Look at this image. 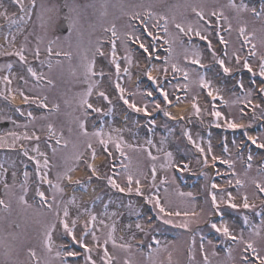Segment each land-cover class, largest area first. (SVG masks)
Instances as JSON below:
<instances>
[{
    "label": "snow or ice",
    "instance_id": "obj_1",
    "mask_svg": "<svg viewBox=\"0 0 264 264\" xmlns=\"http://www.w3.org/2000/svg\"><path fill=\"white\" fill-rule=\"evenodd\" d=\"M11 2L18 11L9 13L0 0V18L5 21L0 25V30L7 29L5 39L11 49L10 51L5 50L0 45V56L18 58L17 62L23 66L27 77H30L33 83L27 90L24 87H10L14 79L22 81L24 85L29 84V79L23 75L16 77L12 72V62L0 65V69L8 71L7 75L0 76V83L4 85V90L0 91V97L13 102L19 95L22 97L23 104L35 105L42 110V114L37 116L31 110L25 111L20 107H15V111L27 118V123L24 124L18 123L11 115L0 114V119L11 121L15 127L24 129L22 132L9 130L0 133V149L15 150L18 148L24 157L34 162L33 173H29L27 165H24L23 180L19 184L16 183L15 170L11 172L12 182H8L9 169L4 166L3 162H0V182H3L4 192V196L0 197V207L4 212L10 213L13 202H15L20 208L23 218V223L15 220L9 222L8 228L25 231L28 226H31L39 237V244L43 251L42 258L38 256L35 247L26 246L27 261L25 264H81V262L82 264H185L178 258L179 249L173 241H162L154 234L160 229L152 225L151 217L147 218L149 225L145 226V223L140 219V209L131 199L127 204L121 202L120 205L127 215L136 217L134 222L125 225V230L130 233L125 239V236L117 235L118 218L125 213L119 210L110 211V206L115 202L111 196L108 197L106 203L103 202L102 196L97 195L90 204H85L82 200H78L75 191L71 194L67 193L66 189L69 186L87 189L94 178L97 181H102L105 187L110 190L128 196L135 194L143 198L147 205L152 206L156 220L162 225H171L187 233L186 264H264V200H261L259 205L250 202L249 192L245 190L240 197V202L237 203V197L226 187L216 183L214 177H209L208 172L205 171L203 176L209 181L205 186L208 191V196L205 198L207 207H200L197 211L195 194L181 191L178 187L176 194L181 198L179 204L174 203L168 197V187L164 188L165 197L162 202L160 186L168 185L170 181L169 176L165 174L158 183V171L163 169L165 173H168L176 170L183 173L191 170L188 163L177 162L173 152L167 150L168 136H161L158 147L157 142L151 136L143 143H129L124 139V129L109 128L106 130L103 123L97 127L95 122L92 124V131H89L88 128L89 119L94 114L109 115L114 107L112 98L102 87L104 78L110 77L111 74L107 73L104 68H97L98 58H103L110 66H114L116 77L114 87L117 90V99L135 113H143L149 117L148 131L155 133L157 122L155 118H152L153 113L149 111V103H138L136 99H130L129 96H137L139 89L126 96V89L120 83L121 61L127 63L123 72L127 73L129 77L131 76L130 69L134 59L132 44L142 50L146 61L159 60L161 62L158 69L155 64H147L144 75L155 84L156 93L166 102L162 106L161 103L153 100L151 102L153 111L163 112L164 116L173 120L176 117L172 116L167 107L173 103L169 99L167 85H171L173 89L183 90L185 99H187L190 86L196 83L201 89L207 90V95L213 102L218 97L223 100V96L219 95V89H213L212 81L207 78L209 66L202 63V53L199 46L194 43L195 38L206 42V47L210 49L215 63L223 73L231 75L234 69L225 62L229 57L231 41L226 38L225 34L230 37L235 31L240 41V48H233L231 53L235 63L242 65L252 73L253 77L256 75L264 77V0H261L259 8L250 6L245 0H239V2L238 0H226V3L218 2L212 6L205 3L171 4L167 0H159L162 8L160 11H154L152 4L121 5L122 15L127 16L126 30L123 33L118 31L115 19L110 21L107 26L100 23L99 26L106 35V39L97 38L94 43L89 41L87 44L81 40L73 51L70 40L71 32H69V37L66 38L68 39V50L54 48V45L60 40V37L57 36L45 46L43 59L40 47L43 43L42 37L36 38L37 43L34 48L28 47V36L24 37V42L18 48L15 45L17 34L25 31L26 23L32 18L37 0H28L27 4L25 0H11ZM89 6L95 7L94 5ZM64 7L67 8L69 26L75 30L82 6L66 4ZM102 7H106V5H102ZM53 11V8L46 7L42 3L39 16L43 18L46 12ZM247 14H250L254 21L261 23L259 30L249 26V21L245 19ZM101 16H107V12H102ZM49 20H51V16H49ZM170 27L174 28L175 32L170 31ZM213 30L219 43L223 46L222 56L217 53L209 38ZM161 33L163 34L161 35ZM144 35L148 38L147 40L142 39ZM118 42L123 48L122 56L118 53ZM177 42L183 49V59L190 65L188 67L181 66L174 59V45ZM105 43L109 45L108 52L104 50ZM163 45H167V47H163ZM245 46H248L247 54L242 57L240 51ZM161 49L167 55L160 57L158 53ZM28 52H31L33 60L39 63L41 69L47 68V72L38 70L32 65L28 59ZM253 57L259 61L258 73L249 63L250 58ZM73 60L77 61L75 65L72 63ZM65 61L68 62L72 85L79 90L74 92L70 98L67 93H60L58 97L50 100L48 93L57 86V78L53 72L57 71V75L62 78ZM154 70L157 71V75H153ZM169 70L173 74L171 78L168 75ZM194 72L197 76L196 80L192 79ZM177 77H182L183 83H173ZM236 86L243 90L245 94L243 102L252 109L254 114L257 109L264 112V105L253 102L251 99L253 91L251 88H245L242 79L237 81ZM257 88L261 98L264 99V83L258 85ZM140 94L146 98L154 96L151 90ZM94 96L98 101H106L108 109L105 110L103 107L94 105L92 102ZM179 99L176 97L177 102ZM192 99L194 114L200 116L202 109L198 103V97L193 96ZM224 103L228 104V101L225 100ZM208 114L215 118L214 123L217 127L235 130L246 129L250 126L237 123L234 118H229L217 110L214 103ZM241 114H243V109H241ZM62 117L67 118L68 124L71 125L67 127V132L73 138L66 137L63 126L58 128L56 120ZM37 121L40 122L39 131L35 127ZM30 125L33 126L31 132L28 130ZM163 127L169 134L174 132V129L169 128L167 124ZM40 132L45 135L44 143L51 155H49V151L41 150ZM245 134L247 135V133ZM182 135L200 153L196 162L202 164L203 168H207L209 154L213 152L211 140L205 147L202 138L201 142L193 139L191 129H184ZM247 140L250 141V145L245 146L249 148L246 159L239 152L236 159H233L230 153L227 159L223 156L211 155L213 168H216V164L219 162L226 165L229 170L221 172L217 168L215 177L230 174L234 181L228 179L226 183L231 186L234 182L238 190L246 189L249 183L248 171L253 167L251 145L264 150V136L248 135ZM22 141L35 143L29 148ZM237 147L239 148V146ZM153 148H155L156 154H153ZM223 151L228 153L227 138H225ZM99 152H103L107 158L108 171L104 174H101L96 164ZM30 153L32 154L30 155ZM141 157L151 162L148 172H145L140 166ZM237 159H244L243 178L236 172ZM82 164L91 174L86 179L74 180L73 174ZM53 170H55L54 175H51ZM257 173L256 177L250 179V183L256 189L251 199L264 196V164L258 168ZM33 175L35 179L30 183ZM171 183H176L175 175H172ZM45 185L48 189L47 192L44 188ZM30 192H32L34 203L29 201ZM97 201L102 202L103 208L99 214L96 211ZM229 210L251 211L253 215L259 216L260 222L255 224L248 214H243V223L249 228L247 238L243 229L235 231L225 219V214ZM216 217L219 218V223L216 222ZM201 225H207L211 232L220 238L219 244L214 243L213 239L205 235ZM137 233L143 234L144 237L150 236V242L145 244L141 240L134 243ZM57 240L66 242L58 244ZM220 246H223L226 260L219 259L220 252L217 251V248ZM77 247L80 251L76 250ZM110 247L113 251L109 250ZM234 247L239 249L238 260L233 255ZM23 248L24 243L20 238V232L6 230L5 234L0 235V249L3 250L0 264H21L17 257ZM197 254L201 256L200 261H197ZM212 258L217 259L214 261Z\"/></svg>",
    "mask_w": 264,
    "mask_h": 264
},
{
    "label": "rangeland",
    "instance_id": "obj_2",
    "mask_svg": "<svg viewBox=\"0 0 264 264\" xmlns=\"http://www.w3.org/2000/svg\"><path fill=\"white\" fill-rule=\"evenodd\" d=\"M121 2H123V4L122 5H131V4H139V2H142L143 3V1L144 0H130V2H129V0L126 2L125 0H120ZM155 1H157V0H151V4L152 3H154ZM177 1V3L176 4H181V5H183V4H185L186 2H188L189 0H176ZM167 2H169V3H172L173 2V0H167ZM226 3V0H195L193 3H205V4H207V5H209V6H212L213 4H216V3ZM192 3V2H191ZM145 4H147V3H145ZM186 4H188V3H186ZM49 6H50V8H55V4L53 3V2H49ZM53 12H51L50 14H52ZM38 18V16H35L34 17V19L36 20ZM189 18H191V16H189ZM245 19H247L248 21H249V26L250 27H255L256 29H260V27H261V23L259 22V21H254L253 20V18L251 17V15L250 14H247L246 16H245ZM126 22H127V20L126 21H124L123 23H116L117 24V28H118V31H120L121 33H123L126 29H125V24H126ZM109 23V22H108ZM89 25V24H88ZM234 26H235V21H234ZM100 31V30H99ZM170 31H173V32H175V29L174 28H171L170 27ZM98 35H99V32H98ZM79 36H81V37H83L82 36V34L79 32ZM226 37L228 38V39H230L231 40V44H230V49L231 50H233V48H236L237 49V47L238 46H240V44L239 43H234V42H236V41H239V39H238V36H237V33L234 31L233 33H232V35L230 36V37H228L227 36V34H226ZM182 39H183V37H181ZM78 42L77 41H75L74 42V44L76 45ZM117 45H118V47H119V49L121 50V54L123 55L124 53H123V48L121 47V45H120V43L118 42L117 43ZM174 48H175V53H174V59H175V61L176 62H178L179 60H184L183 59V49L181 48V46L179 45V42H177L175 45H174ZM133 62H136V63H139L141 60V57H140V55H134L133 56ZM140 58V59H139ZM229 59L230 60H232L233 58H232V56H230L229 57ZM253 60L254 61H257L258 63H259V61H258V59L257 58H255V57H253ZM68 71H69V68H67V67H65L64 66V70H63V80H65V75L66 74H69L68 73ZM223 79L225 80V81H227V85H223V84H216V83H213L214 85H217V86H215V89H219V92H221V91H223L224 93H227V95H229L228 96V98L229 97H231L232 95L231 94H229V90L227 89V88H229L230 89V83H229V81L230 80H232L231 78H229V77H223ZM72 82V81H71ZM15 83H16V85L18 86V87H21V86H19L18 84H17V81L15 80ZM72 86V84L69 86V87H71ZM131 89H133L132 87H130ZM65 89H67V87H66V82L65 81H58L57 80V86H56V88L54 89V90H52L51 92H50V100L51 99H53V98H56V97H58L59 95H60V93H67V95H68V97L70 98L71 96H72V94L70 93V91L69 90H65ZM130 89V90H131ZM136 92H137V90H136ZM232 94H233V92H232ZM138 95V97H139V94H137ZM226 95V96H227ZM242 99H244V95L243 94H234L230 99H229V101H228V104H227V107H226V109L225 110H222V112L223 113H227V114H229V116H232V117H229V118H234L235 120H236V122H238L239 120H242V119H244V118H246L247 117V115L245 114V113H243V114H241V110L238 108V103L237 102H239V101H241ZM257 100V98L256 97H253V102L254 101H256ZM244 101V100H243ZM139 103H141V102H139ZM36 107V106H35ZM201 107V106H200ZM62 108H63V105H62ZM32 109L33 108H30V109H23V110H25V111H28V110H31L32 111ZM118 110V109H117ZM205 111V112H204ZM204 111L202 110V112H201V115L203 114V115H205V114H207V111H206V109H204ZM16 113H19V112H16ZM262 114H264V112H261V110L260 109H257V111H256V115L253 117V118H248V124L249 125H254V123H255V121H257V117H259V116H261ZM37 116H39L38 114H37ZM187 121L189 122L190 120L189 119H187ZM192 122H194V123H198V125H200L199 127H196L195 125H194V127L192 126L191 128H189L190 127V125L189 124H187L186 122H183V121H179V122H175V123H173V125H171V123L168 125V127L169 128H171V129H174V131H176V132H178V130L180 131L179 132V138H178V140L180 141L179 142V145L177 146V147H175V148H173L172 147V143H171V140L169 139L170 138V134L167 132L166 134H165V136H168V142H167V144H166V148H167V150H169V151H174V150H179L178 152H183V153H185V155H186V151H188L189 149H191V148H187V150H186V147H185V145H183L184 144V136L182 135V132H183V130L184 129H191V131H192V134H193V139H195V140H197V142H201V138H202V142H203V144L205 145V147L207 146V142L209 141V140H211V142H213V144L217 141V134L215 133V131L212 129V126H210L209 124H210V122L209 121H207V120H205V122L203 123V124H201V123H199V122H197V119H196V117H193V119L191 120ZM67 124H66V123ZM164 122H166V121H164ZM56 123H57V125L58 124H63V125H60L61 127L63 126L64 128H65V126H68L69 125V127H70V124H68V122H67V118H64V117H62L61 119H59V120H56ZM22 124H24V123H22ZM39 125H40V122L39 121H37L36 122V124H35V126L39 129ZM201 126H203V128H201L200 129V127ZM108 129V128H107ZM22 132V131H21ZM174 132H172V134H173ZM70 135V134H69ZM263 135H264V132H263ZM125 136H127V135H125ZM164 136V135H163ZM238 137H240L239 135H237V138ZM261 137H262V135H261ZM160 138L161 137H157V136H155L154 137V139H155V141L157 142V146L159 147L160 145H159V141H160ZM145 139H144V137L142 138V140H136V141H134V142H132V143H136V142H139V143H143V141H144ZM212 140H214V141H212ZM212 149H213V154H215V155H217V156H220L218 153H219V149H217L215 146H212ZM191 150H193L194 152H196L195 151V148H194V146H193V149H191ZM219 150V151H218ZM176 153L175 154V152H173V155H174V157H175V159H176V161L177 162H181V161H185V159L182 157V155H178V154H181V153ZM153 154H156V152H155V148H153ZM178 155V156H177ZM198 157L200 156V155H197ZM198 157H195V158H193V159H190V168L193 170V171H195L196 169H199L201 166H202V164H198L196 161H197V158ZM231 157L233 158V159H236L235 158V156L233 155V154H231ZM226 158H229V154L228 155H226ZM0 160L3 162V163H8V159H5L3 156H1L0 157ZM209 160H211V156L209 157ZM136 162V161H135ZM141 162H144L145 163V159L143 158V157H141ZM139 163H140V160H139ZM141 166V165H140ZM260 166H259V164H257V165H254L253 164V167H252V169L251 170H249L248 171V178H249V183H248V185H247V187H246V189H237L236 187H234L232 190H230L232 193H233V195H235L236 197H237V203H239L240 202V196L242 195V193H243V191H248L249 192V195H250V199H251V197H252V194L253 193H255L256 192V189H255V187L250 183V179L252 178V177H256L257 176V170H258V168H259ZM228 169L227 168H225V169H221V172H223V171H227ZM107 172V171H106ZM145 172H147V170L145 171ZM207 172V171H206ZM236 172L237 173H239L240 174V176L243 178L244 177V172H245V168L244 167H242L239 163H236ZM158 174L159 175H162V176H164L165 174H167L168 176H169V184H170V186H166V185H163L162 187H161V191H160V195H161V197H162V200H163V198L165 197V192H164V188L165 187H168V197L170 198V199H172L173 200V202L174 203H177V204H179L180 202H181V198H179L178 196H177V194H176V192H177V187L179 188V190H181V191H184V192H188L187 190H190L191 188H188V186L186 187V188H182V187H179V186H177V184L175 183V184H173V183H171V177H172V171L171 172H169V174L168 173H165L164 172V170L163 169H160L159 171H158ZM194 173H191L190 174V176H192ZM208 174H211V173H209L208 172ZM8 178H9V175H8ZM7 178V179H8ZM233 179V181H234V178H232ZM9 182V181H8ZM103 185H104V183L103 182H101ZM159 183V182H158ZM209 183V181L208 180H206V179H203L202 181H199L197 184H196V186L194 187V189L195 190H198V191H200L201 190V188L202 189H205V192H204V194H200V196H199V198H196V201H195V203L197 204V211H199V209H200V207H207V205H205V198L208 196V191H207V189H206V185ZM218 184H220L222 187H226L227 189H229V188H231L232 187V185L231 186H229V185H227V183H226V181H224V182H217ZM168 184V185H169ZM233 184H234V182H233ZM235 186V185H234ZM2 193V192H1ZM195 194V193H194ZM2 195H4V193H2ZM237 195H239V196H237ZM99 196H102L103 197V202L104 203H106L107 202V199H108V197L109 196H111L112 198H113V200L115 201L111 206H110V211L112 210V208H113V210H119L120 212H124L125 214L122 216V217H119L118 219H119V223H118V225H117V228H118V230H119V233H120V235L121 234H123V236H125V239H127L128 238V236L130 235V233H128L126 230H125V225L127 224V223H130V222H134L131 218H135V216H129V215H127V213L125 212V210L123 209V208H121L120 207V205H121V202H123L124 204H127V202H128V200L129 199H131L132 201H133V203L140 209V211H141V215H142V217L140 218L144 223H145V226L147 227L148 225H149V222H148V220H147V212H146V203H145V201H144V199L143 198H141V197H138V196H136L135 194H133L132 196H128V197H119V196H117V195H115L113 192H112V190H110V189H108L107 187H105V190L104 191H102L100 194H99ZM262 199L261 200H264V198L263 197H261ZM259 199H260V197L259 198H256V199H251L252 201H259ZM78 200H82L84 203H85V201H84V199L82 198V197H78ZM2 210V209H1ZM96 211H97V213L99 214V213H101L102 211H103V208H102V202L101 201H97V203H96ZM0 213H2V212H0ZM145 213V214H144ZM144 214V215H143ZM243 214H248L249 216H250V219L252 220V222L253 223H255V224H259V220H255L254 219V217H255V215H253L252 213H251V211H247V212H242V211H234V210H229L228 212H226V214H225V216L227 217L226 218V220L227 221H230V226L235 230V231H239L240 229H243V228H239V230L237 229L238 227H239V224L238 225H236V227L232 224L233 223V219H237L238 218V216L237 215H242L243 216ZM129 217V218H128ZM12 218H13V220H17V222H20V223H22V220H23V218H22V216H21V213H20V211H18L17 213L14 211V210H12L11 211V215H10V218H8L7 217V219H8V221L9 222H11V221H13L12 220ZM231 218H232V220H231ZM242 219V221H243V218H241ZM253 220H255L256 222H254ZM259 221V222H258ZM9 222H4V219H2V224L0 225V226H2V228L0 229V235H3V234H5V231L6 230H10V231H14V232H20L19 230H15V229H9L8 228V223ZM160 225V224H159ZM155 227V226H154ZM201 228H202V230L204 231V233H205V235H207L210 239H212V236H210V234L212 233L211 232V230L208 228V226L207 225H201ZM159 229H160V231L159 232H157V234H158V237L157 238H159V239H161L162 241H173L175 244H176V246H177V248L179 249V259L182 261V262H185V264H186V259H187V254H186V247H187V245H186V240H187V238H188V234L187 233H185L183 230H181V229H178V228H175V227H173V226H171V225H162L161 224V228L159 227ZM247 229H248V232L247 233H245L246 231H247ZM244 230V233H245V237L247 238L248 237V234H249V228L248 227H246V229H243ZM133 231H135V229H133ZM34 234V236H36V237H38L37 236V234H36V232H34L33 233ZM155 234V233H154ZM139 235H143V234H141V233H137V235H136V241L138 240V236ZM20 238L23 240V243H24V248L20 251V254H19V256L17 257V259L21 262V264H25V262L27 261V255H26V246H28V245H31L32 247H35L36 248V250H37V254H38V256H41L42 258H43V251H42V249H41V247H40V244H39V237L38 238H36V240L35 241H30V240H27L26 239V237H23L22 235H20ZM32 239V238H31ZM136 241H134V243H137ZM63 241H61V240H57V243L59 244V243H62ZM214 242V241H213ZM215 243V242H214ZM110 251H113L112 249H111V247H110V249H109ZM0 251H1V255L0 256H2V249H0ZM147 251V249L145 248V252ZM217 251H219L220 252V257H219V259L220 260H226L227 259V257H226V253H225V251L223 250V249H220V250H218L217 249ZM122 255V254H121ZM233 255L237 258V260L239 259V249H237V248H235L234 247V252H233ZM214 261L217 259V258H212ZM201 260V256L199 255V254H197V261H200ZM81 264H82V262H81Z\"/></svg>",
    "mask_w": 264,
    "mask_h": 264
},
{
    "label": "bare ground",
    "instance_id": "obj_3",
    "mask_svg": "<svg viewBox=\"0 0 264 264\" xmlns=\"http://www.w3.org/2000/svg\"><path fill=\"white\" fill-rule=\"evenodd\" d=\"M18 100V99H17ZM187 108H188V106H183L182 108L181 107H179L178 109V113L180 114V113H183L184 114V112H186V110H187Z\"/></svg>",
    "mask_w": 264,
    "mask_h": 264
}]
</instances>
